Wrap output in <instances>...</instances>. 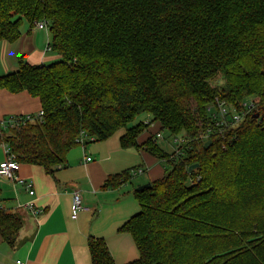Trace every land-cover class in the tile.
Returning <instances> with one entry per match:
<instances>
[{
  "label": "trees",
  "instance_id": "16d2710c",
  "mask_svg": "<svg viewBox=\"0 0 264 264\" xmlns=\"http://www.w3.org/2000/svg\"><path fill=\"white\" fill-rule=\"evenodd\" d=\"M25 20L47 24L59 58L21 59L0 76V91H27L43 111L0 130V145L54 173L80 136L87 145L124 129L123 148L166 162L162 177L134 191L141 209L120 230L139 258L127 264H264V0H0V44L16 42ZM249 99L256 105L238 123L216 125L219 103L240 110ZM143 113L148 123L129 125ZM164 131L186 139L179 155L159 144ZM21 227L0 207L5 241ZM88 247L90 264H116L103 238Z\"/></svg>",
  "mask_w": 264,
  "mask_h": 264
},
{
  "label": "crops",
  "instance_id": "0c3cea01",
  "mask_svg": "<svg viewBox=\"0 0 264 264\" xmlns=\"http://www.w3.org/2000/svg\"><path fill=\"white\" fill-rule=\"evenodd\" d=\"M21 30L16 42L0 44V76L16 71L21 59L31 64H49L59 58L50 48L48 30L38 29L36 24L28 22H23ZM41 110L40 99L27 91H0V120L10 115H38ZM156 129L159 125L153 124L151 130ZM123 133L121 129L110 138L89 143L85 148L79 144L68 153L66 164L54 173L39 165L20 164L17 175L32 183L33 195L25 185L1 178L0 207L18 216L22 227L12 244L0 234V264H15L17 259L26 264H90L88 241L91 237L106 241L116 264H127L139 258L133 236L120 228L141 209L134 191L162 177L166 162L144 148H123L120 142ZM147 137L148 132L142 133L139 143H144ZM3 148L5 158L0 163L6 159V148ZM87 157L92 160L87 161ZM134 167H142L144 172L119 187H105L109 176ZM76 189L81 191L84 203L91 209L79 212L73 219V191ZM28 202H33L43 213L35 216L25 208Z\"/></svg>",
  "mask_w": 264,
  "mask_h": 264
},
{
  "label": "built area",
  "instance_id": "2783aa9c",
  "mask_svg": "<svg viewBox=\"0 0 264 264\" xmlns=\"http://www.w3.org/2000/svg\"><path fill=\"white\" fill-rule=\"evenodd\" d=\"M36 27L38 29H46L47 24L45 22H37ZM256 105V100H247L241 104V109L238 110L237 108H230L224 102L219 103L217 114L214 115L216 120V125L220 126H227V125H234L238 123L246 113L251 112ZM43 111L39 112V116H42ZM33 116L31 114L28 115H10L2 120H0V130H9L14 127H18L20 124H25L26 121L32 120ZM146 123L149 121L146 120ZM153 125V124H152ZM157 138H163L162 132L157 134ZM80 144L85 148L86 144L84 141L83 136L79 138ZM173 142L176 144L175 154L179 155L181 146L186 143V139L182 136H175L173 137ZM6 148V159L0 163V178L7 179L13 182H19L22 185H25L27 191L30 195H33L34 189L31 182H27L25 179L20 178L17 175V172L20 169V163L15 159V156L10 152V149L7 145L2 144ZM91 157H87V161H91ZM144 172V168L139 167L133 170L134 175L142 174ZM26 209L30 210L35 216H40L43 213V210L37 208L33 202H28L25 206ZM91 208L84 203L83 196L81 191L76 189L73 191V211L71 217L76 219L79 212L87 211ZM15 264H26V261L22 259H17Z\"/></svg>",
  "mask_w": 264,
  "mask_h": 264
},
{
  "label": "rangeland",
  "instance_id": "374dc122",
  "mask_svg": "<svg viewBox=\"0 0 264 264\" xmlns=\"http://www.w3.org/2000/svg\"><path fill=\"white\" fill-rule=\"evenodd\" d=\"M25 24H27V21H24ZM22 31V30H21ZM51 38V35H50ZM219 82V80H218ZM221 84H222V80H220ZM213 111H216V108H212ZM148 119V115L146 113H143L141 115H139V117L136 118V120H134L131 124L129 125H135L139 122H145ZM163 138L158 139L159 144L167 151L173 152V150H175V143L173 142V137L171 136V134L168 131H164L162 132ZM5 158V151L3 146L0 145V160H3ZM2 179L0 178V181Z\"/></svg>",
  "mask_w": 264,
  "mask_h": 264
},
{
  "label": "water",
  "instance_id": "95a60500",
  "mask_svg": "<svg viewBox=\"0 0 264 264\" xmlns=\"http://www.w3.org/2000/svg\"><path fill=\"white\" fill-rule=\"evenodd\" d=\"M254 117H255V118H258V117H259V114L256 113V114L254 115ZM211 144H212V140L210 139V140H208V141L206 142L205 145H206V147H209ZM198 167H199V164H198V163H195V164L190 165V166H189V172L194 171V170L197 169ZM150 186H151V182H147L146 184H143V185L139 186L138 189H139V190H143V189H145V188H149Z\"/></svg>",
  "mask_w": 264,
  "mask_h": 264
}]
</instances>
